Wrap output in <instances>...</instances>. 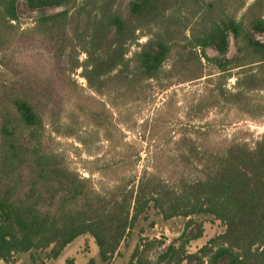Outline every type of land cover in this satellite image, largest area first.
<instances>
[{
  "label": "trees",
  "instance_id": "1",
  "mask_svg": "<svg viewBox=\"0 0 264 264\" xmlns=\"http://www.w3.org/2000/svg\"><path fill=\"white\" fill-rule=\"evenodd\" d=\"M20 5L38 12L25 28ZM258 33L264 0H0V261L27 253L30 264H48L87 234L100 261L111 264L153 210L163 220L186 218L183 229L167 242L140 228L125 264H264V133L252 144L236 137L209 144V128L190 127L193 140L176 141L173 154L136 176L127 174L133 147L112 111L120 114L150 89L202 79L186 107L191 119L212 110L263 116ZM78 70L87 97L73 77ZM80 116L114 153L97 158L105 178L99 187L70 166L55 140L81 141ZM154 119L151 136L161 120ZM124 148L131 153L115 158ZM189 165L199 178L185 175ZM200 216L218 220L223 231L192 252L191 242L204 235Z\"/></svg>",
  "mask_w": 264,
  "mask_h": 264
},
{
  "label": "rangeland",
  "instance_id": "2",
  "mask_svg": "<svg viewBox=\"0 0 264 264\" xmlns=\"http://www.w3.org/2000/svg\"><path fill=\"white\" fill-rule=\"evenodd\" d=\"M20 21L23 28L32 25L34 18L38 12H29L24 9L23 5L19 7ZM260 41H264V33L256 34ZM145 38L139 39V42L144 41ZM234 52L232 41L230 42L229 55ZM208 56H214L216 52L210 48L206 49ZM84 55H80L83 59ZM41 63V62H40ZM39 68V66H36ZM41 70L38 69V71ZM78 70L73 75L78 85L82 88V95L87 97L92 94L87 89V84L84 78L79 76ZM234 79L228 80V87L232 86ZM202 87V79L200 81L187 82L184 84L172 86L166 90L150 89V92L143 100L132 102L125 107H122L120 114L115 109L112 111L113 117L116 118L115 122L123 136L124 142H129L132 148L133 156L130 157L129 162H134L133 171L127 174H135L139 176L141 172L146 169L151 170V165L154 162L161 161L165 155L174 153L175 142L185 138L193 140L195 135L190 127L202 126V128H209L211 133L204 140L206 143L214 144L229 140L236 137L240 140L247 141L252 144L256 141L262 133H264V115L255 119L242 117L235 110L231 111H218L212 110L203 119H191L186 107L191 101L192 97L200 92ZM94 95V94H93ZM259 99L264 100V93L257 94ZM103 102L107 101L106 97L99 98ZM87 103V100H85ZM110 107L108 104H106ZM161 118L158 121L157 127L159 129L151 136L152 129L150 125L155 117ZM164 118V120H162ZM79 124L82 129L78 136H81V141L78 137H62L56 136L55 140L59 150L65 155L71 167L76 169L83 177H90L95 186L99 187L100 183L104 182V176L99 172L102 160L97 161L101 156L104 160H109L114 153L104 150L102 146H106V141L102 136V132L95 128L91 121L84 116L78 118ZM150 123V124H149ZM152 128V126H151ZM170 128V134L166 135V129ZM184 132V133H183ZM202 141V139H200ZM199 140H197V143ZM102 148V149H101ZM119 149V148H118ZM106 152V153H104ZM130 149L124 148V153L117 155L115 158H126L130 154ZM154 159V161H153ZM103 160V161H104ZM122 170V169H121ZM185 175L190 179L200 177L199 172L193 169L190 165L184 168ZM200 220L204 223V235L193 242L189 246L190 251H195L198 247L203 245L206 240L215 234L223 231V226L218 220L213 219L211 216H200ZM186 218L176 217L169 220H163L159 215L155 214L153 210L149 211V218L146 221L138 220L136 226L132 230L130 237L125 245L119 249L120 257L115 264L127 260L129 253L133 249L140 228L143 229V235L148 237L165 236L166 241L176 238L183 229ZM153 222V225L149 223ZM159 250L153 253V259ZM66 254L75 256L77 262L84 263L88 258L92 257L96 260L97 264H103L97 253V247L93 238L87 234L81 235L75 239ZM120 258V259H119ZM48 264H53L49 262ZM56 264V262L54 263ZM78 264V263H77ZM114 264V260H113Z\"/></svg>",
  "mask_w": 264,
  "mask_h": 264
},
{
  "label": "crops",
  "instance_id": "3",
  "mask_svg": "<svg viewBox=\"0 0 264 264\" xmlns=\"http://www.w3.org/2000/svg\"><path fill=\"white\" fill-rule=\"evenodd\" d=\"M79 237H80V236H79ZM79 237H77V238H79ZM77 238H76V239H77ZM72 243H73V241H72L70 244H68V245L64 248V250L62 251L61 255H60L56 260L51 261V262H53V264H54L55 262H56V264H63L66 258H68V257H73V258H75L74 255H72V254H66V253H65L67 250H69V247L72 245ZM133 248H134V246H133ZM131 251H132V250H131ZM130 253H131V252H130ZM130 253H129V255H130ZM129 255H128V257H129ZM116 257H120V256H115V257L113 258V260H114V264H115V262H117V260H118V259H115ZM119 259H120V258H119ZM75 260H76V258H75ZM113 260H112L111 264H113ZM127 260H128V258H127ZM127 260H125V261L122 260V262H120V264H125V263L127 262ZM16 261H17L19 264H30L29 255H28L27 253H21V254L17 255V256H16ZM76 262H77V260H76ZM86 262H87V260H86L84 263H81L80 261H78L77 263H78V264H86ZM0 264H8V263H4L3 261H0ZM95 264H97V263H96V260H95Z\"/></svg>",
  "mask_w": 264,
  "mask_h": 264
},
{
  "label": "built area",
  "instance_id": "4",
  "mask_svg": "<svg viewBox=\"0 0 264 264\" xmlns=\"http://www.w3.org/2000/svg\"><path fill=\"white\" fill-rule=\"evenodd\" d=\"M8 264H19L17 261L9 262Z\"/></svg>",
  "mask_w": 264,
  "mask_h": 264
}]
</instances>
